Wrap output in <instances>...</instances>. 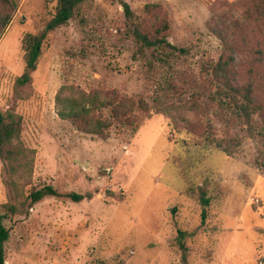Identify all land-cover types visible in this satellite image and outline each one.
<instances>
[{"label": "rangeland", "instance_id": "obj_1", "mask_svg": "<svg viewBox=\"0 0 264 264\" xmlns=\"http://www.w3.org/2000/svg\"><path fill=\"white\" fill-rule=\"evenodd\" d=\"M15 1L0 38V111L19 117L15 144L33 152L34 166L14 176L0 159L5 264H264V111L246 117L215 99L205 69L224 54L208 22L239 19L242 5L227 8L239 0H122L148 26L169 18L170 42L188 51L170 65L131 35L121 0H87L48 32L26 85L18 79L28 37L43 34L57 0ZM148 4L163 14L148 17ZM237 42L235 81L246 82L252 66L264 104V57L258 64L253 52L264 50V26ZM94 89L142 98L150 109L135 113L133 127L115 123L108 138L87 134L60 116L58 97ZM45 186L84 199L30 206L29 194Z\"/></svg>", "mask_w": 264, "mask_h": 264}, {"label": "trees", "instance_id": "obj_2", "mask_svg": "<svg viewBox=\"0 0 264 264\" xmlns=\"http://www.w3.org/2000/svg\"><path fill=\"white\" fill-rule=\"evenodd\" d=\"M87 0H57L56 13L48 22L45 31L41 36L30 35L26 46L27 68L25 73L18 79L20 85L30 83L32 73L37 68V63L42 52V43L48 32L67 24L72 20L80 5ZM122 1V0H121ZM127 21L129 22V31L136 41L144 48L151 50L156 60L170 65V59L177 52L187 53L184 48H178L169 40L171 30L170 20L165 16L160 4H148L145 12L148 17L152 15L163 14L157 18L156 25L148 26L146 19L137 16L130 4L121 2ZM243 6L240 18L237 20L226 19L220 14H215L212 21L208 22L210 30L221 39L223 43L224 54L218 62L212 66L206 67V73L212 78V83L216 88V96H219L222 103L228 106H234L237 110H242L246 117L253 112L264 111V104L256 100V81L257 71L250 66L248 68V78L243 84L236 83L237 71L234 67V51L241 36H249L251 26L261 24L264 26V0H239L227 6L228 12H233L237 5ZM18 8V2L15 0H0V38L7 32L13 17ZM256 54L255 61L258 64L263 62L264 50L256 48L253 50ZM170 90L177 85L170 82ZM64 89H62L63 93ZM157 102L160 104L158 98ZM191 103L195 106L197 99L191 98ZM60 104V116L71 121L81 131L108 138L111 128L118 124H126L131 127L136 122L135 113L137 111L147 112L150 107L146 100L120 93L113 92L104 95L94 89L90 92L78 90L75 93H68L66 96L58 97ZM174 102L168 100L164 102L165 113L172 114ZM237 112V111H236ZM238 113V112H237ZM240 115V114H239ZM190 123L189 120H187ZM264 132V128L262 129ZM20 135V120L13 114H5L0 111V159L5 162L14 176L20 172L29 173L34 166V154L25 147L15 144ZM15 185V184H14ZM21 193V190L19 194ZM24 193V192H23ZM49 196L66 197L74 202H81L84 196L77 193H60L53 186H45L33 190L30 194V206H33ZM13 212L16 207L11 208ZM6 216H0V264L6 263L5 244L10 238V231L2 221ZM182 235L184 232H179Z\"/></svg>", "mask_w": 264, "mask_h": 264}]
</instances>
